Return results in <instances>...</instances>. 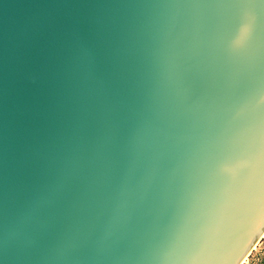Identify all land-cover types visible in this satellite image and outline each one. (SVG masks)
<instances>
[{"label": "water", "instance_id": "1", "mask_svg": "<svg viewBox=\"0 0 264 264\" xmlns=\"http://www.w3.org/2000/svg\"><path fill=\"white\" fill-rule=\"evenodd\" d=\"M263 241L264 0H0V264Z\"/></svg>", "mask_w": 264, "mask_h": 264}, {"label": "rangeland", "instance_id": "2", "mask_svg": "<svg viewBox=\"0 0 264 264\" xmlns=\"http://www.w3.org/2000/svg\"><path fill=\"white\" fill-rule=\"evenodd\" d=\"M262 260H264V241L260 245L258 250L255 252L253 257L250 259L251 262H259V261H262ZM249 262H248V264H249Z\"/></svg>", "mask_w": 264, "mask_h": 264}, {"label": "clouds", "instance_id": "3", "mask_svg": "<svg viewBox=\"0 0 264 264\" xmlns=\"http://www.w3.org/2000/svg\"><path fill=\"white\" fill-rule=\"evenodd\" d=\"M249 264H264V260H262V261H259V262H249Z\"/></svg>", "mask_w": 264, "mask_h": 264}, {"label": "snow or ice", "instance_id": "4", "mask_svg": "<svg viewBox=\"0 0 264 264\" xmlns=\"http://www.w3.org/2000/svg\"><path fill=\"white\" fill-rule=\"evenodd\" d=\"M249 32V28L248 27H245L244 29V32H243V35L246 36Z\"/></svg>", "mask_w": 264, "mask_h": 264}]
</instances>
